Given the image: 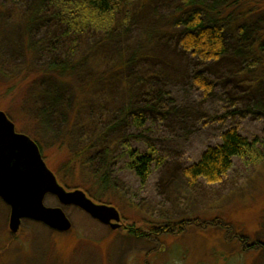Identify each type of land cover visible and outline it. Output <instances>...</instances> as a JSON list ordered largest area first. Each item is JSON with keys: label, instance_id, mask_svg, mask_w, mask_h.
Returning a JSON list of instances; mask_svg holds the SVG:
<instances>
[{"label": "rangeland", "instance_id": "rangeland-1", "mask_svg": "<svg viewBox=\"0 0 264 264\" xmlns=\"http://www.w3.org/2000/svg\"><path fill=\"white\" fill-rule=\"evenodd\" d=\"M134 2L128 26L100 44L95 42L72 66L67 81H60L41 76L47 60L29 51L23 25L35 2L0 0V110L17 133L42 146L43 160L58 181L43 152L59 154L52 150L59 142L72 153L83 148L89 112L105 116L119 110L122 118L128 108L130 117L146 113L144 130L137 131L128 119L124 131L107 134L108 144L130 138L140 149L155 146L165 164L154 168L142 184L117 160L106 194H111L107 195L114 200L111 206L121 211L127 225L147 233L166 224L172 230L158 239L154 235L141 241L126 238L83 210L64 207L56 196L48 195L44 205L61 208L71 229L57 232L23 220L20 232L12 234L11 208L0 198V264H136L138 259L149 264H264V52L257 43L241 40L244 27H264V11L252 9L247 18L237 12L224 13L227 53L221 61L204 63L178 46L184 34L180 21L188 12L184 0ZM148 66L152 79L145 77ZM199 76L208 80L211 92L204 93L196 85ZM22 80L30 84L20 93L15 89L6 94L5 88ZM149 87L156 95L144 99L142 94ZM147 102L152 110L146 109ZM46 108L50 109L49 127L39 119ZM231 127L257 140L261 157L235 159L219 184H189L183 168L197 162L209 146L219 144L221 134ZM64 162L61 168L72 178L94 185L89 166L77 170L64 167L68 165ZM100 190L93 186L91 192Z\"/></svg>", "mask_w": 264, "mask_h": 264}, {"label": "trees", "instance_id": "trees-1", "mask_svg": "<svg viewBox=\"0 0 264 264\" xmlns=\"http://www.w3.org/2000/svg\"><path fill=\"white\" fill-rule=\"evenodd\" d=\"M14 1L16 2V0ZM30 1H34L35 6L23 25L24 33L29 39V41L27 40L29 51H37L47 60L45 69L40 72L41 76L57 77L60 81L70 77V73L73 72L72 66L92 46L95 47V42L100 44L101 41L108 39L121 28L128 26L135 5L134 0ZM206 2L207 0H184V7L188 8V12L180 21L184 34L178 46L190 57L204 63L218 62L227 53L226 26L221 22V16L232 11L233 14L237 12L241 14L239 16L247 18L252 16V9L257 12L264 11V0H211L209 4ZM44 29L45 31H43ZM35 30L37 31L33 34ZM40 32L41 34H39ZM241 38L242 43L249 41H252L253 44L257 43L261 47V51L264 52V27L253 28L252 26L251 29L244 27ZM145 71V77L152 79L149 66ZM195 83L204 93L213 90L208 80L203 76L197 77ZM29 84L30 81L22 80L17 85H13L15 88L13 86L5 88L6 94H11L15 89L18 90L16 93H20ZM154 91V88L149 87L142 94L144 99L145 96L149 98L156 95ZM54 101L53 103H56L57 100L54 98ZM147 103L146 109L152 110L151 102ZM129 110L130 108L125 109L123 118V113L119 110L111 113L106 112L105 116L99 113L94 114L91 111L87 114L89 127L84 132L87 137L86 145L83 148L72 153L65 143L59 142L56 143L59 147L52 150H57L62 157L59 154L43 152L48 165L56 171L60 183L68 189L84 190L94 201L115 205L114 200L107 198V195L111 194L106 193L109 185L113 182L114 173L111 170L117 160L122 161L125 169L142 184L148 181L154 168L164 166L166 159L160 155V151L155 146L147 145L145 149H140L134 147L135 141L130 138L123 142L118 139L111 145L108 144L107 134L112 130L124 131L128 127V119L129 121L131 119V126L137 131L144 130L146 113H133L130 117ZM49 112L50 109L46 108L39 113L40 122L45 127L50 126ZM117 114L120 116L117 117ZM92 130L94 133L90 135ZM31 137L35 140L33 136ZM132 138L134 137L132 136ZM35 141L38 143L37 140ZM38 145L43 150L39 143ZM260 148L261 145L257 140H250L237 127H231L221 134L219 144L209 146L197 162L183 168V175L191 185L200 181L209 185L219 184L232 170L235 159L247 161L260 158ZM117 154L118 156H116ZM64 159L68 163L64 166L66 168L73 166L77 170H81L84 165L89 166L93 175L94 189L98 187L101 190L92 194L93 186L84 185L85 183H82L78 177L72 178L66 170L63 171L61 165ZM102 194H105L106 198H102ZM171 230L172 227L167 224L159 228L161 232H170Z\"/></svg>", "mask_w": 264, "mask_h": 264}, {"label": "water", "instance_id": "water-1", "mask_svg": "<svg viewBox=\"0 0 264 264\" xmlns=\"http://www.w3.org/2000/svg\"><path fill=\"white\" fill-rule=\"evenodd\" d=\"M64 206H76L102 223L114 222L120 228L121 217L113 206L96 204L82 190L68 191L43 160L39 146L28 136L16 132L15 125L0 110V198L11 208L9 229L19 232L23 220L43 223L59 232L71 229L61 208L44 205L47 195Z\"/></svg>", "mask_w": 264, "mask_h": 264}, {"label": "flooded vegetation", "instance_id": "flooded-vegetation-1", "mask_svg": "<svg viewBox=\"0 0 264 264\" xmlns=\"http://www.w3.org/2000/svg\"><path fill=\"white\" fill-rule=\"evenodd\" d=\"M50 195V194H49ZM48 196V195H47ZM46 198V197H45ZM58 199V198H57ZM45 201V200H44ZM59 201V200H58ZM94 201V200H93ZM95 202V201H94ZM59 203H60V201H59ZM96 204H101V203H99V202H95ZM61 204V203H60ZM62 205V204H61ZM104 205H108V204H104ZM64 206V205H63ZM108 206H111V205H108ZM64 207H71V206H64ZM74 207H76V206H74ZM114 207V206H113ZM78 208V207H77ZM116 208V207H115ZM80 209V208H79ZM117 210H118V212H119V214H120V217H121V226H120V228L119 229H117V230H114L113 229V225H114V222H112V223H109V224H105V223H102V222H100L99 220H96V219H94V218H92L89 214V216L92 218V219H94V220H96V221H98V223L99 224H101V225H103V226H106V227H109L110 229H111V231H113V232H121V234H122V236L123 237H126V238H130V239H135V240H137V241H141V240H143V239H145L146 240V238L147 237H150V236H152V235H154L155 237H156V239H158V237H161V235L164 233H166V232H161V231H159V228L160 227H158V228H156V227H154V228H150V231H149V233H147L146 231L144 232V231H141L139 228H136V227H134V226H130V225H127L126 223H125V220H124V217H123V215H122V213H121V211L118 209V208H116ZM82 210V209H81ZM85 212V211H84ZM86 213V212H85ZM87 214V213H86ZM39 223V222H38ZM43 224V223H42ZM45 225V224H44ZM50 228V227H49ZM53 231H57V230H54V229H52ZM20 232V231H19ZM57 232H59V231H57ZM18 234V233H17ZM138 258V257H137ZM148 262H146V261H144V263L141 261V263H140V261H139V259H138V261H136V264H147ZM149 264V263H148Z\"/></svg>", "mask_w": 264, "mask_h": 264}]
</instances>
